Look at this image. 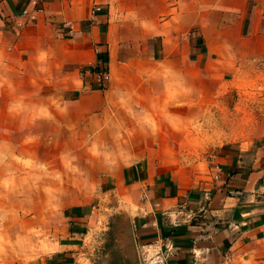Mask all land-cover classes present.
<instances>
[{
    "label": "rangeland",
    "instance_id": "rangeland-1",
    "mask_svg": "<svg viewBox=\"0 0 264 264\" xmlns=\"http://www.w3.org/2000/svg\"><path fill=\"white\" fill-rule=\"evenodd\" d=\"M62 28L61 37L70 38L71 27ZM191 38L187 51L162 53L171 59L157 71L161 118L177 123L171 136L178 166L204 175L238 143L248 146L243 161L263 145L260 130L243 127L264 123V56L234 68L216 59L206 65L201 41ZM31 48L28 57L9 47L0 57V264L59 250L77 252L75 264H124L119 239L128 243L130 236L120 209H111V186L131 181L124 169L143 150L129 140L145 135L146 119L136 112L152 89L147 49L121 44L119 64L111 67L100 47L97 62L105 66L95 72L89 56L96 49L72 52L66 45L62 61L51 48ZM148 55H158L157 43ZM149 121L154 128L157 117Z\"/></svg>",
    "mask_w": 264,
    "mask_h": 264
},
{
    "label": "crops",
    "instance_id": "crops-1",
    "mask_svg": "<svg viewBox=\"0 0 264 264\" xmlns=\"http://www.w3.org/2000/svg\"><path fill=\"white\" fill-rule=\"evenodd\" d=\"M93 4L101 7L96 14L91 12ZM67 24L71 37L62 38ZM192 35L201 41L206 65L216 59L220 67L234 68L261 58L264 0H0V57L7 47L28 57L36 43L37 53H50L51 48L56 51L53 59L62 61L68 58L61 51L66 45L72 52L96 49L89 58L97 63L96 51L103 47L112 67L119 64L121 44H143L147 49L143 63L153 65L148 75L152 89L145 92L136 112L146 119L145 135L129 140L131 147L143 150L124 169L131 181L111 186V209H120L130 236L128 243L119 239L124 264H146L143 254H156L166 246L171 249L165 264H264V123L243 127L260 130L263 137V145L250 159L243 161L248 146L238 143L235 153L223 152L219 164L207 167L204 175L178 166L177 144L171 136L177 123L173 119L162 123L163 77L157 71L171 59L162 53L187 51ZM156 43L158 55L149 57L148 50ZM151 116L157 117L154 128ZM87 217L93 221L91 213ZM73 234L79 239L82 231ZM76 260L77 252L59 250L10 264Z\"/></svg>",
    "mask_w": 264,
    "mask_h": 264
},
{
    "label": "built area",
    "instance_id": "built-area-1",
    "mask_svg": "<svg viewBox=\"0 0 264 264\" xmlns=\"http://www.w3.org/2000/svg\"><path fill=\"white\" fill-rule=\"evenodd\" d=\"M100 9V5H94L91 12H95ZM170 249L168 246L164 250L160 249L156 254H143V260L146 264H165L166 259L170 255Z\"/></svg>",
    "mask_w": 264,
    "mask_h": 264
},
{
    "label": "trees",
    "instance_id": "trees-1",
    "mask_svg": "<svg viewBox=\"0 0 264 264\" xmlns=\"http://www.w3.org/2000/svg\"><path fill=\"white\" fill-rule=\"evenodd\" d=\"M105 66V64H103V62H97V64L93 67V71H100L103 67Z\"/></svg>",
    "mask_w": 264,
    "mask_h": 264
}]
</instances>
